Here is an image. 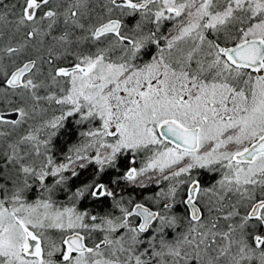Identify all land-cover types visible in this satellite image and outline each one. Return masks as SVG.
Segmentation results:
<instances>
[{
	"label": "snow or ice",
	"instance_id": "1",
	"mask_svg": "<svg viewBox=\"0 0 264 264\" xmlns=\"http://www.w3.org/2000/svg\"><path fill=\"white\" fill-rule=\"evenodd\" d=\"M0 264H264V0H0Z\"/></svg>",
	"mask_w": 264,
	"mask_h": 264
}]
</instances>
